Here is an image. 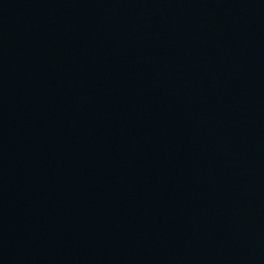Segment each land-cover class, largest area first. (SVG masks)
<instances>
[{
  "label": "water",
  "instance_id": "95a60500",
  "mask_svg": "<svg viewBox=\"0 0 264 264\" xmlns=\"http://www.w3.org/2000/svg\"><path fill=\"white\" fill-rule=\"evenodd\" d=\"M0 264H264V0H0Z\"/></svg>",
  "mask_w": 264,
  "mask_h": 264
}]
</instances>
